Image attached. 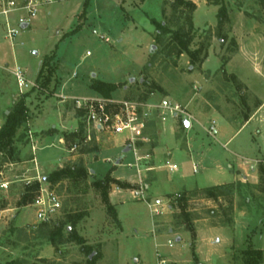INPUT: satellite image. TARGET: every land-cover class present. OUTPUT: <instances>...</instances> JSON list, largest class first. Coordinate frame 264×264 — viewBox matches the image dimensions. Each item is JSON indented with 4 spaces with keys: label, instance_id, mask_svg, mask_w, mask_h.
Listing matches in <instances>:
<instances>
[{
    "label": "rangeland",
    "instance_id": "rangeland-1",
    "mask_svg": "<svg viewBox=\"0 0 264 264\" xmlns=\"http://www.w3.org/2000/svg\"><path fill=\"white\" fill-rule=\"evenodd\" d=\"M39 1L29 27L13 26L17 35L12 41L0 17V126L27 94L29 118L17 139L31 132L36 143L35 152L26 138L16 143L17 164L0 158V186L9 185L0 187V264H243L249 248L262 251L264 264V0H223L228 16L221 25V0H189L197 6L190 50L200 51V61L194 65L187 54H169L165 45L170 37L160 43L151 24V19L164 21L165 8L168 20H175L173 29H187L186 17L174 19L175 0H90L88 8L86 0ZM24 14L11 13L9 20L14 24ZM45 62L54 71L49 91L39 89ZM16 67L31 82L23 94L13 76ZM98 81L116 85L111 97L118 100L149 96L178 102L193 128L188 131L182 120L168 119L166 129L155 122L149 143L135 148L124 144L127 134L93 133L85 144L80 135L84 119L71 98L96 93L92 85ZM60 119L65 124L61 130L54 127ZM213 121L217 131L212 137L208 128ZM34 123L44 131H33ZM71 134L79 137L67 140ZM75 164H83L91 175L78 188L68 180L53 188L43 182L63 205L53 220L37 221L33 204L38 194L18 207L34 178L44 181ZM169 164L179 171L171 172ZM237 169L246 178L230 183L239 179ZM108 175L109 200L120 225L106 208L102 190L93 185ZM179 181L188 188L181 189ZM221 184L224 195L204 193ZM143 187L146 200L134 194ZM164 192L170 193L159 194ZM156 199L163 202L158 215L148 206ZM70 218L78 219L73 229ZM57 227L62 241L52 237Z\"/></svg>",
    "mask_w": 264,
    "mask_h": 264
},
{
    "label": "built area",
    "instance_id": "built-area-1",
    "mask_svg": "<svg viewBox=\"0 0 264 264\" xmlns=\"http://www.w3.org/2000/svg\"><path fill=\"white\" fill-rule=\"evenodd\" d=\"M39 0H26L23 6H19L15 0H0V17L5 21L7 28V36L11 41L17 35V30L13 28L18 24L21 27L27 25L29 27L31 21L38 14ZM25 12L14 24L9 20L11 13ZM93 34L98 35L97 31ZM102 40L109 43V38L100 36ZM91 53L87 52V56ZM13 76L17 82L19 91L23 94L25 88L30 82L26 77V73L20 67L13 70ZM74 108L81 114L85 123V139L84 143L92 142V135L105 134L111 137L127 134L125 145L135 148L142 144H147L150 141L148 131L155 122L165 123L168 119L176 121L182 120L188 122L190 115L187 109L178 102L168 98H162L157 101L151 99L147 101L139 100H118L113 97L106 98L98 93L88 96L75 97L71 99ZM216 122L213 121L208 128V134L212 137L216 135ZM28 140L32 146L33 152L36 150V143L31 132L28 134ZM62 144L65 140L62 139ZM78 148V143L73 144L71 151ZM138 153L136 152V155ZM150 155L145 157L148 160ZM171 172L179 171L178 165L169 164ZM197 167H194V172H197ZM33 181L40 183V190L37 198L34 201V209L36 212L37 221L47 223L53 220L62 210L63 205L59 196L50 188L43 185L42 178L37 176ZM30 180L27 181L30 184ZM46 183V182H45ZM8 183L1 184L2 189H8ZM147 189L144 187L136 191L134 194L138 199L146 200ZM163 202L160 199L154 200L153 203H148L152 214L158 215L159 209ZM172 247V242L169 243ZM166 264V262H161Z\"/></svg>",
    "mask_w": 264,
    "mask_h": 264
},
{
    "label": "trees",
    "instance_id": "trees-1",
    "mask_svg": "<svg viewBox=\"0 0 264 264\" xmlns=\"http://www.w3.org/2000/svg\"><path fill=\"white\" fill-rule=\"evenodd\" d=\"M263 1V0H262ZM90 0H86L85 8H88ZM218 5H220V9L218 11L217 17L219 25L223 23V20L227 18L228 16V10L226 5L224 4L223 0H221ZM171 8L174 12L173 16L174 19H176L177 15L182 14L185 18V24L184 26L188 27L187 29L184 27H178V29H173L171 27V24L175 20H168V14L166 9L164 8L162 10V16L164 17V21H158L156 19H151V24L155 27L156 33H157V40L160 41V43H163V38L165 36H169L168 43L165 45V50H168L171 48V52L169 54H172L176 52L179 55L187 54L190 58L191 64H195L196 62L200 61L199 53L200 51L191 52L190 45L194 40L193 32H194V26H193V19L192 16L194 12L197 9L196 4H194L192 1L189 0H175L171 4ZM79 29L76 30V32ZM224 39V38H223ZM162 40V41H161ZM225 40V39H224ZM207 55L203 57L201 60L204 61L206 59ZM50 60V59H48ZM45 71L48 72V75L46 76L44 73ZM54 71L52 70V67L49 65V62H45L42 66V70L39 76V79H41V83L39 85V89L43 91H49V85L52 79ZM92 89L106 97L110 98L111 94L117 89V86L114 84H107L101 81L95 82L92 85ZM27 94H24L22 98L19 100L17 105L15 106L14 110L7 116L5 123L0 129V158H4V162H11V164H17L19 162L20 158V152L18 151L16 147V143H19L22 139L26 138V141L28 139V135H23L20 139H17V134L21 130V128L26 125L27 120L29 118L28 110L26 108L25 104V97ZM149 96H146L144 98L139 99V101H147ZM244 120L248 122L250 120V117L247 115L245 116ZM85 135V129L81 128L80 135ZM79 135L71 134L67 138V140H70L74 142L75 139H77ZM85 139V136H84ZM83 139V140H84ZM90 150H85L83 153H90ZM2 162V164L4 163ZM1 164V165H2ZM260 171H261V183H262V189L264 191V162H261L260 164ZM110 175V173H109ZM107 176L102 181H95L93 185L97 189L102 190V197L103 201L106 205V208L111 213L113 219L115 222L120 225V222L118 220L117 212L114 206L110 203L109 200V188L112 182V179H110V176ZM90 172L85 168L83 164L80 165H73V166H67L65 168L56 170L52 172L45 180L46 183L50 184V187H54L58 184H60L63 181H71L73 184L78 188L82 184L86 183L88 178L90 177ZM226 187L223 186H214L211 188H207L204 190V193L209 198H217L221 195H224V189ZM40 190V183L38 181L33 182L30 184L23 196L21 197L18 207H26L27 203L29 201H32V199L38 194ZM72 220V229L74 228V225L78 223V219H71ZM70 235L73 237V231L70 232ZM58 236L63 239V233L61 228L55 229V232L53 233V236ZM263 261V253L259 250H254L252 248H249L244 252L243 257V264H261Z\"/></svg>",
    "mask_w": 264,
    "mask_h": 264
},
{
    "label": "crops",
    "instance_id": "crops-1",
    "mask_svg": "<svg viewBox=\"0 0 264 264\" xmlns=\"http://www.w3.org/2000/svg\"><path fill=\"white\" fill-rule=\"evenodd\" d=\"M25 73H26V72H25ZM26 77H27V79H28L27 74H26ZM28 81L30 82L29 79H28ZM30 83H31V82H30ZM94 94H96V93H94ZM92 95H93V94H92ZM64 96H66V95H64ZM64 96H62V97H64ZM87 96H88V95H87ZM73 98H75V97H73ZM71 99H72V98H71ZM60 120H61V121H60V125H58V126H54V127H56V128H58V129L61 130V127H62V129H64V127H65L64 125H65V124H64V122H63V119H60ZM168 121H169V120H167L165 123L162 124L164 129H166L165 124H166ZM175 122H176V120H175ZM35 123H36V122H35ZM35 123H34L33 126H32V127H33V131H35V132H41V131H44V130L37 131V130L34 128ZM1 126H3V123L1 124ZM1 126H0V127H1ZM167 126H168V125H167ZM185 127H186L187 130L189 131L190 129L193 128V124H192V123H189V122H186V123H185ZM0 129H1V128H0ZM47 130H48V129H46V131H47ZM64 131H66V130H64ZM64 140H65V139H64ZM61 141H62V139L60 140V142H61ZM61 144H62V142H61ZM225 145H226V144H225ZM203 156H204V152H203ZM215 162H217V160H213V164H214ZM201 163L203 164V163H205V161L202 160ZM232 166H233V165L229 164V168H230V169H232ZM217 167H218V165H217ZM197 170H198V169H197ZM238 171L241 172V173L238 174L239 179H235L233 182H230V183H234V182H237V181H241L242 178H246V176L243 175V172H242V171H240V170L237 169V172H238ZM184 178H186L185 175H183L182 178H180V179L183 180ZM181 180H180V181H181ZM180 181L177 183V184L179 185V187H181V189H187L188 187H186L185 185H182L183 182L180 183ZM225 184H229V183H225ZM225 184L215 185V186H223V185H225ZM175 185H176V183L173 184L172 187H174ZM179 187H178V188H179ZM213 187H214V186H213ZM198 189H199V188H198ZM182 191H183V190H182ZM169 193H170V192H164L163 194H162V193H159V194H161V195L163 196V195H167V194H169Z\"/></svg>",
    "mask_w": 264,
    "mask_h": 264
},
{
    "label": "water",
    "instance_id": "water-1",
    "mask_svg": "<svg viewBox=\"0 0 264 264\" xmlns=\"http://www.w3.org/2000/svg\"><path fill=\"white\" fill-rule=\"evenodd\" d=\"M28 26L27 25H24L22 28L23 29H26ZM134 80H131V83L133 82ZM129 151V149H127V150H125V152H128ZM120 162L118 161V164H119ZM178 241H180L179 239H178Z\"/></svg>",
    "mask_w": 264,
    "mask_h": 264
}]
</instances>
